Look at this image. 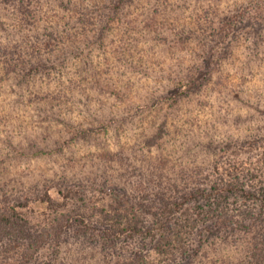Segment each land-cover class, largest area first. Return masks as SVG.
<instances>
[{
    "label": "trees",
    "instance_id": "obj_1",
    "mask_svg": "<svg viewBox=\"0 0 264 264\" xmlns=\"http://www.w3.org/2000/svg\"><path fill=\"white\" fill-rule=\"evenodd\" d=\"M31 1H18L20 35L12 33L0 46V84L17 87V104L33 105L38 111L26 122L13 114L10 119L14 124H68L72 135L47 141L44 134L45 144L38 147L29 140L28 146L38 148L36 157H55L59 169L53 176L42 172L43 180L31 184L23 170L10 174L12 159L0 157V264H65L62 254L70 239L78 246V255L92 259V264H179L183 258L190 263L207 239L221 237L227 242L231 234L244 237V253L241 261L219 257L221 263L228 259L229 264H264V144L260 141L242 144L246 151L259 150L257 158L252 155L255 158L246 162L249 167L244 165L240 172L235 166L222 170L214 164L215 172L191 174L192 187L160 185L144 194L116 181L73 179L78 167L71 145L108 128H94L92 117L80 123L90 125L76 127L73 118L65 115V107L84 104L88 89L112 87L114 82L104 78L99 58L105 55L104 68L129 59V49H117L109 37L116 39V29L130 24L124 17L137 10L133 7L137 0H50L56 9L46 17L36 13ZM246 9L240 2L232 11H222L219 23L214 20L213 26H219L210 35L213 45L225 46L216 49L217 64L229 55L230 31L239 30ZM145 27L146 31L149 26ZM253 30L262 37V28ZM212 71L180 82L188 89L163 98L176 103L191 95L192 89L205 88L212 81ZM166 132L164 122L147 136L149 147L158 146ZM202 199L205 204L189 208L190 202Z\"/></svg>",
    "mask_w": 264,
    "mask_h": 264
},
{
    "label": "rangeland",
    "instance_id": "obj_2",
    "mask_svg": "<svg viewBox=\"0 0 264 264\" xmlns=\"http://www.w3.org/2000/svg\"><path fill=\"white\" fill-rule=\"evenodd\" d=\"M18 1L0 0V46L7 43L12 33L16 37L20 35L16 27L20 18ZM31 2L41 17L55 12L50 0ZM240 2L247 7L246 19L238 31H230V52L219 65L216 49L222 51L225 46L213 45L210 35L219 26L217 23L213 26V22L219 21L223 10L232 11ZM133 7L137 10L124 17L130 24H121L116 29V39L109 37L117 49H129L127 62L116 64L115 61L104 68L105 55L101 56L102 50L100 53L104 78L113 80L112 87L88 89V96L82 97L84 104L65 107V115L73 118L76 127L90 125L80 123L82 118L92 117L94 128L104 125L108 128L95 133L88 141L71 145L74 158L79 160L74 161L81 171L75 167L77 178L73 179L89 182L106 179L109 184L116 181L120 186L146 194L160 185L192 187L191 180L188 182L191 174L203 176L212 170L215 172L214 164L222 170L235 166L240 172L244 165L249 167L246 162L259 150L246 151L241 149L242 144L250 146L252 141L264 144V0H137ZM8 14L12 15L7 17ZM145 25L149 26L146 31ZM257 27L262 28V37L255 35L253 28ZM119 35L124 36L122 42ZM209 69H213L212 81L205 88L192 89L191 95L183 96L176 103L171 98H163L188 89L180 82H187L190 77H205ZM14 90L0 84V157L12 159L10 174L23 170L27 184H31L43 180L42 172L53 176L59 169L53 163L55 157H36L38 148L28 146L29 140L38 147L45 144L44 134L47 141L70 138L72 134L68 124L55 121L54 124L12 123V114L26 122L38 111L33 105L17 104L18 95ZM101 99L105 103L101 104ZM86 114L89 115L86 117ZM99 118L111 123L98 124ZM164 122L165 136L158 146L149 147L147 136ZM203 203L205 199L192 201L189 208ZM236 236L231 234L227 242L221 237L207 239L194 261L189 263L183 258L181 262H184L179 264L241 261L244 237ZM77 247L74 239L64 245L65 264H92V259L78 255ZM225 255L228 259L221 263L218 258Z\"/></svg>",
    "mask_w": 264,
    "mask_h": 264
}]
</instances>
